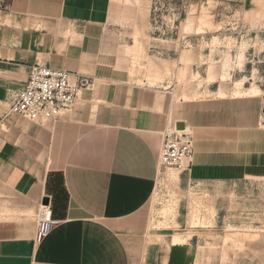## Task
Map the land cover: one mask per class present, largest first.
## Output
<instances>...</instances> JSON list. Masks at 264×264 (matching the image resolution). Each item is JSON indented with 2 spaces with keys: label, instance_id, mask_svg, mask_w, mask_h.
<instances>
[{
  "label": "crops",
  "instance_id": "crops-1",
  "mask_svg": "<svg viewBox=\"0 0 264 264\" xmlns=\"http://www.w3.org/2000/svg\"><path fill=\"white\" fill-rule=\"evenodd\" d=\"M132 12L131 0L0 7V264H144L161 146L178 121L194 140L189 180L264 177L258 109L235 99L176 102L169 85L147 83L132 66L147 59L135 43L147 27L131 24ZM33 64L68 70L73 83L89 80L72 110L37 121L11 111ZM44 205L56 223L37 241ZM192 240L180 245V264L192 262ZM169 249L160 244L148 264H172Z\"/></svg>",
  "mask_w": 264,
  "mask_h": 264
},
{
  "label": "rangeland",
  "instance_id": "rangeland-1",
  "mask_svg": "<svg viewBox=\"0 0 264 264\" xmlns=\"http://www.w3.org/2000/svg\"><path fill=\"white\" fill-rule=\"evenodd\" d=\"M131 6L130 23L147 27L135 40L147 59L132 65L147 83L169 85L176 102L235 99L264 118V0H131ZM253 86L262 92L246 94ZM184 166L163 168L144 264L162 243L171 246L165 253L173 264L191 237L187 264H264V177L193 182Z\"/></svg>",
  "mask_w": 264,
  "mask_h": 264
},
{
  "label": "built area",
  "instance_id": "built-area-1",
  "mask_svg": "<svg viewBox=\"0 0 264 264\" xmlns=\"http://www.w3.org/2000/svg\"><path fill=\"white\" fill-rule=\"evenodd\" d=\"M71 76L70 71L56 69L50 65H31L27 80L15 94L11 111L37 121L42 118H57L63 110H72L80 88L90 82L83 79L80 84L73 83ZM193 142V135L188 128L166 130L160 151L161 166L183 167L185 161L194 153ZM55 223L49 208L44 205L36 240L40 241L48 236Z\"/></svg>",
  "mask_w": 264,
  "mask_h": 264
},
{
  "label": "water",
  "instance_id": "water-1",
  "mask_svg": "<svg viewBox=\"0 0 264 264\" xmlns=\"http://www.w3.org/2000/svg\"><path fill=\"white\" fill-rule=\"evenodd\" d=\"M176 128L178 130L186 129V123L184 121H178L176 123ZM43 203L48 205L49 204V197H45L44 200H43Z\"/></svg>",
  "mask_w": 264,
  "mask_h": 264
},
{
  "label": "bare ground",
  "instance_id": "bare-ground-1",
  "mask_svg": "<svg viewBox=\"0 0 264 264\" xmlns=\"http://www.w3.org/2000/svg\"><path fill=\"white\" fill-rule=\"evenodd\" d=\"M241 84H238L237 85V88H236V93L237 94H240L241 93V91H240V89H241V86H240ZM248 90V89H247ZM259 92V90L256 88V87H254L253 86V88L252 89H250V90H248V91H246V94H253V93H258Z\"/></svg>",
  "mask_w": 264,
  "mask_h": 264
}]
</instances>
